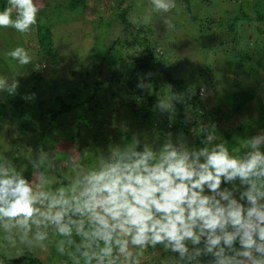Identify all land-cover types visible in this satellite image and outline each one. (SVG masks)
Segmentation results:
<instances>
[{
  "label": "clouds",
  "instance_id": "9594fccd",
  "mask_svg": "<svg viewBox=\"0 0 264 264\" xmlns=\"http://www.w3.org/2000/svg\"><path fill=\"white\" fill-rule=\"evenodd\" d=\"M151 2L155 11L176 7L175 0ZM9 5L0 12V27L29 32L39 12L34 0H9ZM149 22L150 16L144 17L143 23ZM166 24L173 27L170 21ZM7 55L20 65L32 62L23 47ZM18 87L16 78L9 83L0 77V92L15 95ZM137 87L149 85L142 80ZM173 101L185 102L184 94L159 99L156 107L161 113L171 111ZM190 119L186 114V121ZM245 145L242 155H233L225 143L189 148L169 133L154 150L148 143L141 148L134 135L127 145L97 155L91 168L74 164L72 181L54 190L52 180L40 171L50 160L47 152L30 161L35 169L31 182L4 160V240L15 247L18 237L29 248H43L52 229L66 238L56 242V249L73 264H141L144 250L157 245L176 254L175 264H202L203 257H211L208 264H264V133Z\"/></svg>",
  "mask_w": 264,
  "mask_h": 264
},
{
  "label": "rangeland",
  "instance_id": "374dc122",
  "mask_svg": "<svg viewBox=\"0 0 264 264\" xmlns=\"http://www.w3.org/2000/svg\"><path fill=\"white\" fill-rule=\"evenodd\" d=\"M69 1L46 0L47 8L37 14L36 25H33L27 33H20L13 27H0V77L7 78L9 83L15 78L19 81L15 95H9L6 92H0V95L10 96L19 101L24 110H29L28 115L22 117L24 120L35 118L33 130H28L25 135L17 137L15 141L12 130L17 129L19 125H11L12 110L7 111L4 118H0V162L11 161L30 182L34 179L33 173L35 171L30 161L39 155L38 150L42 134L40 128L42 126V114L41 116L39 114L41 112L44 114L45 121H50L51 126L50 133L46 136L51 147L50 149L48 146L45 147L46 150H49L50 161L55 158L61 162L64 158L56 159L52 154L53 151L55 153L56 150L63 149L68 153V161H75V164L91 168L97 162V155L106 156L110 147L122 145L121 141L117 142L111 139L113 136L112 129L126 130L129 128L134 135L140 137L141 148L144 143H148L154 150H159L168 134L171 133L174 142L181 140L189 148L198 149L196 145L192 146L193 132L185 137L177 130L171 132L164 130L163 125L166 124V119H160L158 128L153 129V126L146 127L145 125L143 128L146 129L142 132V125L132 122L128 127L127 123H122L123 121L118 118L123 112L120 108H126V105L121 104L124 97L121 96V90H118L121 94L119 93L114 98L115 91L113 90L115 87L109 83L111 81L108 78L114 70L117 73L121 71L130 73L129 63L133 60L131 51L136 48L126 47L125 44L135 32L133 25L153 28L146 34L150 38L149 34L152 33V38L159 40V45L167 51L169 60L175 63L176 71L181 72L182 75H185L183 73H196L193 68L198 69L205 64L206 66L202 70L210 73V76L209 79L203 80L211 93V97H214L216 101H221L223 105L230 103V96L226 93H218L215 89L232 87L231 85L228 88V84H232V82L229 83L224 73L232 71L234 59L229 56V61L226 58L222 62V51L219 49L215 52L213 48L220 44L221 32H224L225 36L227 35V40L232 38L233 32L228 29L227 18L235 12H244L249 20H238V22L251 26H243V28L237 29L235 31L237 37L243 35L246 39L249 32L256 30L261 36L260 38H264V19L258 20L255 12L258 6L263 9L264 0H175L176 7L166 13L155 11L151 0H124L123 3H120L119 0H86L75 9L69 8ZM7 7L10 5L8 4L5 8ZM127 7H130L128 14L126 12L124 15L127 23H123L117 15ZM16 16L17 13L13 10L12 19L15 20ZM146 16H150V22L147 24L143 23ZM212 18L224 22L221 28L215 27L211 22ZM166 21H170L173 27L169 28ZM38 30H41V33L49 32L51 34L54 49L57 50L53 56L51 54L45 58L44 55L38 53L36 35ZM210 32H215V34L210 36ZM111 46H120L121 59L112 72L110 71L112 66L105 64L102 75H94L96 70H94V66L100 63L101 56ZM16 47H23L29 53L32 58L29 65H20L17 60H13L7 55ZM229 50L232 56H236L233 47H230ZM112 54L115 55V53ZM177 57L184 58L185 65L180 66ZM258 68L257 78H250L244 74H239V72L231 73L232 76H238L240 80L245 82L243 87L253 88L258 84L256 92H262L264 90V59ZM33 73L40 74L42 79L37 81L33 77ZM95 81H99V84H96ZM76 84H79L77 90L82 92V96L85 94L87 98H91L89 102L85 101V97L79 99L81 104H78L77 110H87V113H91L95 109H88L93 107L94 103L102 105L104 109L103 111L99 109L97 116H103L107 119L108 127L106 125V128L101 127L99 122H96L95 115L91 114L92 121L85 127L82 126L80 130L82 140L75 141L76 144L73 142L72 145V136L77 133L75 130L76 120L69 117L68 114L65 116L58 115L55 120H50V114L46 112V108L51 105L50 101L54 96L68 98V94L71 93L68 88ZM82 85L85 87H81ZM33 93L35 94L34 99L23 98ZM139 99L142 100V97ZM213 104V99L207 103L208 106ZM244 110L245 113L242 111L238 117L239 121H248L253 123L255 129L260 128L261 116L259 112L262 111L264 114V104L260 105L255 99L248 103ZM32 111H34L33 114ZM168 112L161 113L158 110V113L165 115V118L171 113ZM63 122L65 124L61 128ZM260 133H264V127L255 135ZM218 136L221 138L220 133ZM79 144H81L80 148H84L80 154L76 150ZM261 150L263 151L264 148ZM84 153L88 155L87 158ZM68 161L61 165L57 162L52 165L50 162L49 166L45 165L40 169L45 176L52 180L50 187L53 190L68 185L74 178L76 174L73 168L74 163L70 164ZM34 231L35 229H33ZM48 232L49 239L44 242L43 248H29L27 244L21 243L18 237L16 246L11 247L4 240L6 234L0 228V264H73L67 255H61L56 249V242L66 238L57 235L52 229H49ZM31 235L30 233V237ZM73 238L77 243L80 240L79 237L75 236V233ZM160 246L145 249L140 258L141 264L150 258H152L151 264H175L176 254L164 249V247L160 249ZM134 251L138 250L134 249ZM21 257L26 259H21ZM27 257L36 258V260H28ZM80 264H84L83 260Z\"/></svg>",
  "mask_w": 264,
  "mask_h": 264
},
{
  "label": "trees",
  "instance_id": "16d2710c",
  "mask_svg": "<svg viewBox=\"0 0 264 264\" xmlns=\"http://www.w3.org/2000/svg\"><path fill=\"white\" fill-rule=\"evenodd\" d=\"M85 1L86 0H70L69 8L75 9ZM119 1L120 3H123L124 0ZM34 3L39 7L38 13L44 11L48 6L46 0H34ZM8 4L9 0H0V12H2ZM129 8L130 7H127V9H124L117 15V17L123 23H127L124 15L126 14V12L128 14ZM262 8L263 9H260L258 6L255 9L258 20L264 19V7ZM238 20H249V17L244 12H235L229 18H227L226 23L228 29L230 32H233L232 38L230 40H227V35L225 36L224 32H221L220 30V32L222 33L220 35V44L216 45L213 48L215 52H217V50L219 49L222 51V62H224L226 58L229 61V56L234 59V67L231 69L232 71H226L224 73L225 77L228 78L229 83L232 82V84H228V88L231 85L232 87L229 89H215V91L218 93H226L230 96V103L227 105H223L221 101H216L214 100V97H211V93L209 92V89L207 88L206 83L203 80L209 79L210 76V73L202 70L205 68V64L203 67H198V69L193 68L194 72L196 71V73H183L185 75H182L181 72L176 71L175 63L169 60V58L167 57V51L159 45V40L157 38L153 39L152 33L149 34L150 38L148 37V34H146L147 32H150V30H153V28H147L143 25L140 27L133 25L135 27V32L132 34V37L126 41L125 44L126 47L130 46V48L132 49H137L131 51V56L133 53V60L129 63L131 67L130 73H125L123 71L117 73L116 70L112 72V70L115 68V65H117L119 60L121 59L120 46H111L110 48H108L107 52L101 56L100 63L94 66V70L96 69L94 75L96 76L102 75V69L105 64L112 66L110 68L112 74L108 78V80H110L111 82L109 83L115 87V89L113 90L115 91L114 98H116L120 93L118 90H121L122 94H120L122 97H124V100L121 104L126 105V108H120L121 105L119 107L121 110H123L120 115L121 117H118L123 121L122 123H127L128 127L132 124V122L139 124L140 126L142 125V132H144L146 128L143 127L145 125L146 127H148L149 125L153 126V129L156 127L158 128L160 125L159 121L161 118H163V120L166 119V124L163 125V128L167 132L177 130L181 133V135L185 137H188L190 132H193V147L194 145H196L198 148L208 146L210 142H212L211 144L225 143L229 148L231 154L242 155L243 152L247 150L245 141L255 136V134L258 131H261L262 127H264V114L262 111L259 112V115L261 116V127L258 129H255L253 127V123H249L248 121L244 120L239 121L238 117L242 114V111H245V106L255 99L259 102L260 105L264 104V90L262 92H256L258 90V84L256 86H253V88H249L248 86L243 87L245 82L240 80L238 76H232L231 72H233L234 74L239 72V74H244L250 78L258 77V66L264 59V38H260L261 36H259L254 27L253 28L255 31L249 32L246 39H244L243 35H238L237 37V33L235 32L237 29H241L243 28V26H251L250 24L238 22ZM211 22L215 25V27L220 28L224 23L222 20L217 21L213 18L211 19ZM209 34L210 36H212L215 34V32H210ZM243 34L245 35V33ZM36 35L39 54L44 55L45 58L49 57V55L51 54L52 56L56 54L57 50L54 49L52 37L49 32L41 33V30H38ZM230 47H233L236 56H232L230 54ZM112 53H115V55H113ZM109 57L110 60H108ZM177 61L180 62V66L185 65L184 58L177 57ZM148 73H151V76L150 78L145 80V75ZM32 75L37 81H40L42 79V76L40 74L33 73ZM105 78L107 79V77ZM142 80L149 85L148 89L141 90L137 87V84ZM95 82L96 84H99V81ZM77 86H79V84L73 85L68 88L71 91V93L68 94V98L54 96L50 101L51 107L48 106L46 108V112L50 114V120H55L58 115L65 116L67 114L69 117H73L72 119L76 120L75 130L77 133L75 136H72V145L73 142L75 143V141L82 140L80 130L82 126L85 127L92 121L91 114L95 115L97 120L96 122H99L101 127H105V125L108 127V120L103 118V116H97L99 109L102 111L104 109L102 105L94 103L93 107L88 109H95V111H92L91 113H87V110H77L78 104L80 103L78 100L82 97H85L86 102H89V100L91 101V98H87L85 94L82 96V92L80 90H77ZM81 87L85 86L82 85ZM172 94H184L185 102L177 103L173 101L174 107L171 109V111L168 112H171L168 115L169 118L168 116L167 118H165V115L158 113L156 103L159 99L162 100L165 98L170 101L172 99ZM140 97H142V100L139 99ZM210 99H213L214 101V104L212 106L207 105ZM10 110H12L13 112L11 125H19L17 129L12 130L13 140L15 141L17 137H21L23 134L25 135L28 130H33L35 118L32 117L24 120L22 117H26L29 113V110H24L20 105V102L14 100L10 96L8 97L0 95V118H4L6 116V112ZM33 112L34 111H32V114ZM39 114L40 116L42 114V126L40 127L42 134L38 153H48L49 150H46L45 147L48 146L49 149L51 147V145L48 144L46 138L51 130L50 121H45L43 112ZM186 114L191 117L190 120L186 121ZM71 122L73 123V121ZM64 124L65 123L63 122L60 127H64ZM112 131L113 136H111V139H114L117 142L121 141V147L131 142L134 136L133 132L130 131L129 128H127L126 130L112 129ZM219 133L221 135V138H219L218 136ZM209 135L211 136V140L207 139ZM137 137L140 138L139 136ZM80 146L81 144H79L78 148H76L79 154L84 149L82 147L80 148ZM68 147H70V145H68ZM66 152L67 151L63 149L56 150L55 153L53 151V157H56V159L62 157L64 159L60 162L55 160L54 158L52 161L49 160L46 165L49 166L50 162L52 165L55 162L59 163L60 165L63 162H67L68 153ZM84 154L87 158L88 155L86 153ZM68 163L75 164V161L69 160ZM222 187H231V185H222ZM162 247L163 246L161 245L160 249ZM27 258L28 260H36V258L32 257ZM21 259L26 258L21 257ZM151 259L152 258H150L149 260H145V264H151ZM210 259L211 257H203L202 264H208ZM160 261L162 262V259H160ZM144 262L142 263L144 264Z\"/></svg>",
  "mask_w": 264,
  "mask_h": 264
}]
</instances>
